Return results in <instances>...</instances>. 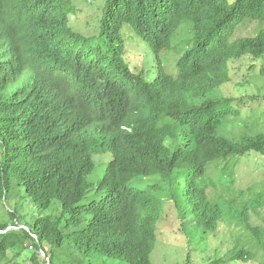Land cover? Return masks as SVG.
I'll use <instances>...</instances> for the list:
<instances>
[{
  "label": "trees",
  "instance_id": "obj_1",
  "mask_svg": "<svg viewBox=\"0 0 264 264\" xmlns=\"http://www.w3.org/2000/svg\"><path fill=\"white\" fill-rule=\"evenodd\" d=\"M90 2L93 35L69 25L73 0H0V209L14 202L0 218V259L27 251L30 264H65L67 254L78 264H153L163 191L180 218L228 242V253L242 241L264 251L254 206L225 201L206 183L210 163L263 157L264 133L224 137L239 98L205 97L223 85L250 88L249 79L234 82L229 63L263 59L264 31L231 38L245 20L263 19L264 0ZM183 21L193 36L174 78L159 55ZM124 28L148 46L152 82L124 59ZM259 86L243 97L264 99ZM153 178L168 191L132 186ZM244 255L249 263L243 247L231 259ZM203 256L187 264H224Z\"/></svg>",
  "mask_w": 264,
  "mask_h": 264
},
{
  "label": "rangeland",
  "instance_id": "obj_2",
  "mask_svg": "<svg viewBox=\"0 0 264 264\" xmlns=\"http://www.w3.org/2000/svg\"><path fill=\"white\" fill-rule=\"evenodd\" d=\"M230 4L234 0H228ZM75 5L74 14L69 22L75 30L85 34L93 35L98 21V10L96 5H92L90 0H73ZM264 31V16L261 21L245 20L234 32L231 41L238 38L254 37L259 32ZM192 23L183 21L178 30L172 35L171 51L163 52L159 55V60L165 71L176 78L178 71L176 62L183 51L192 42ZM122 39L125 44L124 59L129 62L131 69L141 70L144 78L148 82L155 79L156 72L153 69V56L148 46L140 39L136 38L130 31L123 29ZM264 64V58L259 61L245 59L242 62L231 61L229 63L230 73L234 82L239 83L249 79L252 84L250 88L244 86L234 88L232 85L217 88L214 93L207 94L205 97L219 98L223 96H235L239 98L234 107L238 108L240 117L229 118L222 127V135L229 140H239L243 135H253L264 133V99L259 101H249L244 98L245 94L255 91L259 85L264 86L263 79H259V85L253 82L257 79L259 67ZM242 97V98H240ZM189 101V99L187 98ZM236 156L227 159H220L210 163L207 169L208 186H216L217 193L225 201H235L238 198L249 202V206H254L256 212L251 214V220L256 224H264V156L251 155ZM105 169L99 166L97 175ZM137 188H148V186H159L168 191V184L159 179H140L132 183ZM163 203L161 219L157 226V244L152 254L153 264H187V257L192 259L199 254H205L206 259L222 258L224 264H264V251L258 247L252 248L249 242L238 243L232 251L228 253L231 245L225 242L221 245L218 239L205 237L203 231H197L194 226V219L188 215L186 219L179 217L178 211L172 206V199L168 192L157 193ZM28 200L27 204L30 205ZM14 202H8L5 206L6 211H11ZM5 209H0V218L6 213ZM27 211V210H26ZM26 213V212H25ZM244 242V243H243ZM242 243V244H241ZM27 245L29 243L27 242ZM243 247L252 253L250 262H245L247 257L244 255L231 259L234 253ZM59 255V253H56ZM70 254L63 255L62 261L65 264H78L76 259H72ZM10 254L0 259V264H30V252L24 251L20 257L12 258ZM74 258V257H73Z\"/></svg>",
  "mask_w": 264,
  "mask_h": 264
}]
</instances>
